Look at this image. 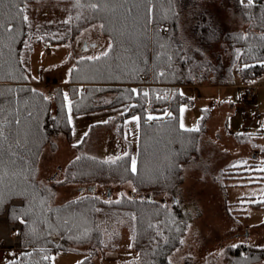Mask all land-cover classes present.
Masks as SVG:
<instances>
[{
  "label": "trees",
  "instance_id": "1",
  "mask_svg": "<svg viewBox=\"0 0 264 264\" xmlns=\"http://www.w3.org/2000/svg\"><path fill=\"white\" fill-rule=\"evenodd\" d=\"M46 1L52 0H0V216L18 226L15 254L5 264H53L54 254L69 251L83 254L75 264H100L107 251H118L120 239L112 238L122 227L131 244L117 264H171L169 254L180 245L192 216L177 203L169 206L135 193L175 196L184 166L197 152L209 110L202 109L198 127H181L179 108L193 102L183 87L234 84L235 77L244 86L263 74L264 0L223 2L247 23L246 31L227 30L209 6L213 0H61L69 4L68 18L34 22L27 17L28 4ZM182 7L190 13L187 34L180 31ZM94 23L109 46L75 57L65 85L75 112L126 104L120 118L139 117L136 171L130 154L77 155L66 164L60 183L94 188L54 203L53 190L37 178L38 164L43 149L54 148L53 135L62 133L70 141L71 126L63 84L46 95L30 82V54L35 42L71 43ZM216 43L229 48L228 64L218 55L215 63L204 57ZM107 92L114 97L97 104ZM117 131L121 134L120 125ZM242 166L227 164L221 176L236 179L228 175L246 172ZM124 182L131 183V195L110 199L98 193L102 186ZM247 203L264 207L254 198ZM263 260L264 246L239 243L224 249L223 264Z\"/></svg>",
  "mask_w": 264,
  "mask_h": 264
},
{
  "label": "rangeland",
  "instance_id": "2",
  "mask_svg": "<svg viewBox=\"0 0 264 264\" xmlns=\"http://www.w3.org/2000/svg\"><path fill=\"white\" fill-rule=\"evenodd\" d=\"M213 1L214 5L209 3V6L218 11L227 30H247V23L225 9L227 0ZM181 9L180 31L187 34L190 13L186 11L187 8ZM26 14L34 22L66 19L70 7L61 0L33 2L27 5ZM99 27L98 23L92 24L71 43H52L48 47V42L44 40L35 42L30 54V82L46 95L56 85L63 84L64 96L67 97L65 104L71 126L70 141L62 133L53 135L54 148L47 145L38 164L37 178L53 190L54 203L75 198L94 188L93 184H62L60 179L66 164L77 155L96 154L102 159L109 158L107 154H102V149L108 147L106 141L111 132L126 141L127 153L135 159L139 117L129 115L121 119L126 104L75 112L65 85L75 57L96 55L108 48L109 38L100 33ZM204 53V57L214 63L217 55L224 64L229 63L230 52L225 45L216 43L205 49ZM252 83L255 92L250 99L244 96V88L237 77L234 84L205 83L183 87V93L193 98L191 105L179 108L183 127H198L202 109L209 110L197 152L184 166L183 180L175 196L167 193H135L136 197L151 198L169 206L177 203L181 208H187L192 216L182 233L180 245L169 254L171 264H223L224 249L228 245L243 243L249 248L264 246V207L254 208L247 203L250 198L264 201V72ZM113 97L111 92L103 93L96 103H107ZM119 125L121 134L116 131ZM235 134H244L246 138L238 140ZM227 164H245L246 167L242 166L241 169L247 171L228 175L236 179H225L221 176V170ZM108 187L98 189L102 198L117 199L122 195H131L133 191L130 182L110 184ZM83 188L85 190L82 191ZM17 228V225L8 222L0 227V248L15 246ZM118 233L112 238V241L120 239L118 251H107L100 264H117L120 256L129 252L131 239L128 231L122 227ZM82 256L81 252H57L52 257L53 264H75ZM10 258L9 255H0V264H5ZM256 264H264V260Z\"/></svg>",
  "mask_w": 264,
  "mask_h": 264
},
{
  "label": "crops",
  "instance_id": "3",
  "mask_svg": "<svg viewBox=\"0 0 264 264\" xmlns=\"http://www.w3.org/2000/svg\"><path fill=\"white\" fill-rule=\"evenodd\" d=\"M116 128H117V126H116ZM113 134L114 133L111 132L110 137H108V140L106 141V143H108V147L102 149V151H103L102 154H107L108 156H110L109 158H104V159H114L116 157L128 154L127 150L125 148L126 147V143H125L126 141L122 137L121 138H120V136L116 137ZM93 155L97 158H100L96 154H93ZM100 159H102V158H100ZM5 222H7V220L5 219L4 215L0 216V227L5 226ZM14 254H15V246L9 247L7 249L0 248V255H5V256L9 255V257H13Z\"/></svg>",
  "mask_w": 264,
  "mask_h": 264
},
{
  "label": "built area",
  "instance_id": "4",
  "mask_svg": "<svg viewBox=\"0 0 264 264\" xmlns=\"http://www.w3.org/2000/svg\"><path fill=\"white\" fill-rule=\"evenodd\" d=\"M48 47H50L48 45ZM244 91H243V94L246 98L250 99L254 96V92H255V85L253 84H247V85H244Z\"/></svg>",
  "mask_w": 264,
  "mask_h": 264
},
{
  "label": "snow or ice",
  "instance_id": "5",
  "mask_svg": "<svg viewBox=\"0 0 264 264\" xmlns=\"http://www.w3.org/2000/svg\"><path fill=\"white\" fill-rule=\"evenodd\" d=\"M248 3L251 4L252 3V0H248ZM91 6L93 8H96L97 7V5H95V4H93ZM21 11H23V9H21ZM24 19L27 20V17L25 16ZM104 55H107V53H104ZM97 59H99V58L97 57ZM145 95H147V93H145ZM65 98L67 99V97H65ZM181 111H183V109ZM149 119H152V117H149ZM181 127H183V124H181ZM132 171L133 172L136 171V162H135V160L132 161Z\"/></svg>",
  "mask_w": 264,
  "mask_h": 264
},
{
  "label": "water",
  "instance_id": "6",
  "mask_svg": "<svg viewBox=\"0 0 264 264\" xmlns=\"http://www.w3.org/2000/svg\"><path fill=\"white\" fill-rule=\"evenodd\" d=\"M83 47H85V44H83ZM85 190V188L82 189V191ZM108 194H109V191H108Z\"/></svg>",
  "mask_w": 264,
  "mask_h": 264
}]
</instances>
